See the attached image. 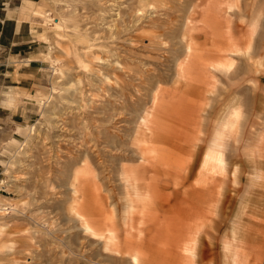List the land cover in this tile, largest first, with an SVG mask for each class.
<instances>
[{
	"label": "rangeland",
	"instance_id": "obj_1",
	"mask_svg": "<svg viewBox=\"0 0 264 264\" xmlns=\"http://www.w3.org/2000/svg\"><path fill=\"white\" fill-rule=\"evenodd\" d=\"M38 5L30 75L0 55V264H264V0ZM100 68L110 74L98 81ZM105 76L126 88L102 92ZM7 87L23 88L10 107ZM89 131L108 140L91 173L104 199L112 192L114 251L104 221L95 237L67 230L81 187L95 192L88 173L76 180L92 153L75 140ZM138 166L143 187L126 193L121 169ZM125 230L140 247L132 262Z\"/></svg>",
	"mask_w": 264,
	"mask_h": 264
},
{
	"label": "bare ground",
	"instance_id": "obj_2",
	"mask_svg": "<svg viewBox=\"0 0 264 264\" xmlns=\"http://www.w3.org/2000/svg\"><path fill=\"white\" fill-rule=\"evenodd\" d=\"M176 15V14H175ZM149 21V20H148ZM136 22V21H135ZM152 22V21H151ZM150 22V23H151ZM210 22V21H209ZM128 23V22H127ZM154 23V22H153ZM150 25V24H149ZM93 48V47H92ZM111 48V47H110ZM90 53H92V52H90ZM109 53H110V51H105V56L104 57H107V55L109 56ZM104 54V53H103ZM99 55V54H98ZM196 55V54H195ZM112 56V55H111ZM110 57V56H109ZM108 57V58H109ZM190 57V56H189ZM111 58V57H110ZM92 59V58H91ZM86 60H88V59H86ZM96 60L97 61H100L101 60V57L99 56H97L96 57ZM88 62V61H87ZM93 62H95V60L93 61ZM103 67H112V65H110L109 64V62H105L104 64H101ZM101 67V66H100ZM87 68V67H86ZM132 69V68H131ZM110 70V69H109ZM112 70V69H111ZM128 70V69H127ZM95 71V70H94ZM101 71L102 72H105L106 73V75H107V77H109V72L107 71L106 72V68H100V70H96V74H95V76L94 77H96V79L99 81L101 78L100 77H102L103 76V73H101ZM129 71V70H128ZM127 71V72H128ZM190 71V70H189ZM189 71H187V73L185 74V78H186V80H189L188 78H190V76H189ZM131 73H132V75L130 74V76L129 77H135V78H137L138 76H137V74H135V72H134V70H131L130 71ZM90 73V72H89ZM126 73V72H125ZM129 73V72H128ZM129 75V74H128ZM107 77L105 76V81L103 82V83H101V85H99L98 87H99V89H101L102 90V92L103 91H108L109 92V90L110 89H112L113 87V84H115L116 86H117V88L119 87V90H123V89H125L126 88V84H122L123 82H120V81H118V79L116 78V80H114L113 82L111 81V82H109V81H106L107 80ZM115 79V78H114ZM138 79V86L137 87H139V88H141V89H143L142 87H143V85L145 84V82H146V79L144 78V77H142V76H139V78H137ZM101 81V80H100ZM92 87H94V85H92ZM115 87V86H114ZM116 88V87H115ZM114 89V88H113ZM174 89H175V87H174ZM115 90V89H114ZM118 89H117V91H119ZM137 90V89H136ZM140 90V89H139ZM159 90V89H158ZM164 91V90H163ZM110 92H112V91H110ZM109 92V93H110ZM138 92V91H137ZM160 92H161V90H160ZM155 93V92H154ZM81 94V93H80ZM106 94H107V92H106ZM161 94V93H160ZM155 95V94H154ZM156 96V95H155ZM155 99V98H154ZM160 100V99H159ZM126 108V107H125ZM79 111L80 112H82V108L81 109H79ZM84 111V110H83ZM88 111V110H87ZM95 111V110H94ZM101 111L99 110V113H100ZM93 114V113H92ZM92 114H91V116H92ZM105 114V113H104ZM96 115H98V114H96ZM108 116V115H107ZM96 117V116H95ZM103 117H105V116H103ZM90 118V117H89ZM109 118H111L110 116H109ZM107 119V118H106ZM90 120V119H89ZM99 120H100V118H99ZM98 120V121H99ZM103 120V119H102ZM108 120V119H107ZM84 121H88V120H84ZM95 122V121H94ZM93 122V123H94ZM143 122H145V121H143ZM90 123H92V122H90ZM93 123H92V125H93ZM102 123V122H101ZM147 124V123H146ZM83 125V124H82ZM101 125V124H100ZM121 125H123V124H121ZM120 125V126H121ZM86 127V126H85ZM87 127H88V125H87ZM91 127V126H90ZM94 127V126H93ZM89 128V127H88ZM91 129V128H90ZM92 130V129H91ZM88 132V131H87ZM89 132H91V131H89ZM71 133V132H70ZM93 132H91V134H90V136H91V139L87 136V135H83V138L82 137H80L79 136V138L78 137H76V140H75V142L77 143V145L79 146V148H82V150L84 151V152H88L87 150H91V156L89 155V159L91 160V162L90 163H86L85 165H83V166H81L82 167V169L81 170H79L80 172L78 173V175L79 176H81L80 174H85V173H88V175H89V179L92 181V185H93V187H94V189H95V192L94 193H92L91 191H90V189H89V186L87 187L86 185H83L82 186V183L80 182V181H82L83 183H85L84 181H85V178H88V177H85V176H81V177H78V179L76 178V180L78 181L79 180V185H80V187L82 188L81 190L82 191H80L79 192V196H77L76 195V197H75V201H72V204H75V203H78L79 205H77V204H75V205H77L76 207H74L75 209L74 210H72L71 208H70V211H73V213H70V211H69V213L70 214H72L73 216L72 217H70V216H67V222H71L72 224H74L75 223V225L74 226H72L71 228L69 227L67 230H74V229H76V231L79 229H81L82 230V233L84 234V233H90V234H92L91 236H93L94 235V237L96 236V233H95V231L96 230H98V231H100L101 229H100V227H98L99 225V223H100V221H104V223H105V227H104V231L105 232H107L108 234H110V236L108 237V241H105L104 242V245H105V249L106 250H112V251H114V250H116L117 249V246H115V245H110V243L113 241V240H115V233H119V232H116V231H118L117 230V228L115 227V225H114V222H115V220H114V213H112V208L111 209H107V208H105V206H106V203H109L110 205H112V201L111 200H113V197H112V192H111V194L110 195H108V196H105V199L102 197V195H101V191H100V189H99V186H98V184L95 182V176H92V173H91V168H92V165L94 164V162L95 161H97L98 160V157L100 156L98 153H97V150H98V148H100V147H104L105 149H107L108 150V146L106 145V144H104L105 142H106V140L105 141H101L102 143H100L99 142V140H100V137L96 134V132H94V134H96L95 136V138H93V135L94 134H92ZM98 133H99V131H98ZM81 134H82V131H81ZM84 134V133H83ZM71 135V134H70ZM73 136V135H72ZM72 136L70 137H62L63 138V140L65 141V142H69V141H74V139H69V138H72ZM77 136V135H76ZM101 137H102V135H100ZM104 136V135H103ZM106 136V135H105ZM97 137H99V140H98V138ZM75 138V137H74ZM78 138V139H77ZM107 138V137H106ZM108 139H109V137H108ZM101 140H103V139H101ZM108 141V140H107ZM72 143V142H71ZM108 144V143H107ZM106 145V146H105ZM111 145V144H110ZM57 146H59V145H57ZM77 146V147H78ZM107 147V148H106ZM60 148V147H59ZM104 152H106V151H104ZM140 153V155H141V157H142V152L140 151L139 152ZM64 166V165H63ZM74 166V165H73ZM67 167H68V165H67ZM72 168H74V167H72ZM77 169V168H76ZM65 170V169H64ZM69 170V169H68ZM68 170H67V173H68ZM71 170V169H70ZM58 171V170H57ZM54 172V171H53ZM56 172V171H55ZM61 172V171H60ZM129 170L128 169H126V168H123V169H121V181L123 182V185H124V191L126 192V193H128L129 191H134L135 192V190L136 191H138V189H140L141 187H143L142 185V183H143V180L145 179L144 178V176L146 175V173H145V171H144V168L142 167V166H138L137 168H136V173L134 172V175H128L129 174ZM66 174V173H65ZM64 174V175H65ZM71 175H72V173H71ZM75 175H77V174H75ZM61 176V175H60ZM67 176H69V175H67ZM70 178H71V176H70ZM90 181V182H91ZM73 193H77L78 194V192L77 191H73ZM110 193V192H109ZM73 197V196H72ZM126 197V196H125ZM108 200V201H107ZM100 201H103V203H105L104 204V208L102 207V204L100 203ZM73 202H75V203H73ZM94 204L96 205V207L94 206ZM71 206H73V205H71ZM98 206V207H97ZM109 207V206H108ZM68 211V210H67ZM109 214V215H108ZM66 215V214H65ZM69 215V214H68ZM116 219V218H115ZM59 221V220H58ZM130 221V220H129ZM51 224H53V223H51ZM91 224V225H90ZM93 226V227H92ZM53 230V229H52ZM116 230V231H115ZM51 232V231H50ZM50 234H52V232L50 233ZM121 236V235H120ZM100 240V239H99ZM41 241V238H38V237H31V239H29V240H26V241H24V245H25V243L27 242H29V243H35V242H40ZM49 241H51V239L49 240ZM102 241V240H101ZM22 243H23V241H22ZM109 244V246L107 247V245ZM123 250H124V252H125V249L123 248ZM64 250L62 249V252H63ZM102 255V261H104L105 262V264H112L114 261L116 262V261H118L117 259H115L114 257H112V256H110L109 254H107V255H103V254H101ZM95 256H100V254H98V253H96L95 255H93V257L95 258ZM132 259L133 258H131V262H132ZM122 262L123 261H125V258H121L120 259ZM134 261V260H133ZM92 262V261H91Z\"/></svg>",
	"mask_w": 264,
	"mask_h": 264
},
{
	"label": "crops",
	"instance_id": "obj_3",
	"mask_svg": "<svg viewBox=\"0 0 264 264\" xmlns=\"http://www.w3.org/2000/svg\"><path fill=\"white\" fill-rule=\"evenodd\" d=\"M39 1L40 0H0V55L4 53L8 56L20 57V69L22 70L20 75L24 76L30 75L31 66L35 63L33 60H30V63L24 60H27V56L30 54L35 55V53L30 52V50H33L30 45L35 43V40L31 36L32 26L29 22V18L30 15L39 16L38 11L42 10L38 5ZM6 73L10 72L6 71ZM16 89V87H7L6 91L2 93V103L5 106L10 107L12 104L17 103L20 93L18 90H23V88ZM3 114L7 115L8 113L4 112ZM15 116L17 115L13 114L10 118ZM0 123H3V121H0ZM0 128L3 129L2 126H0ZM12 141L15 142L14 139ZM124 233L125 238L121 240L123 242V248L125 249V252L124 250L123 252L125 255L133 258L132 253L138 252L140 247L138 243L132 239V236L129 237L130 233L128 230H125ZM115 237L116 240L117 235ZM134 258L136 264L142 263L139 255H136Z\"/></svg>",
	"mask_w": 264,
	"mask_h": 264
}]
</instances>
